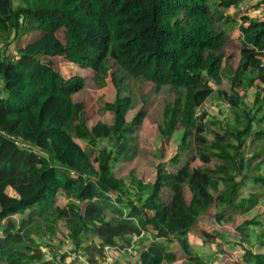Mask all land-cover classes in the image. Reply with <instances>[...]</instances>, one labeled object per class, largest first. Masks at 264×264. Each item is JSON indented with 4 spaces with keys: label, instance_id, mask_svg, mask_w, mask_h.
<instances>
[{
    "label": "trees",
    "instance_id": "1",
    "mask_svg": "<svg viewBox=\"0 0 264 264\" xmlns=\"http://www.w3.org/2000/svg\"><path fill=\"white\" fill-rule=\"evenodd\" d=\"M244 1L0 0L1 262L55 264L41 250L40 241L49 239L47 248L83 250L90 264H98L94 257L106 247L126 249L138 238L145 244L140 264H165L178 253L174 264H236L217 240L229 232L219 223L231 216L234 223L245 217L233 242L242 249L243 263L264 264V252L255 250L264 249V219L249 217L256 210L264 214V147L249 154L264 140L258 128L264 121V21L250 18L249 11L236 15L243 48L252 49L243 50L237 69L236 55L222 52L217 26L229 23L226 12ZM58 61L76 74L67 79L54 66ZM134 80L173 89L160 137L168 141L183 132L154 181L122 175L119 168L138 155L147 115L140 110L131 121L126 117L138 100ZM90 82L116 90L101 109L112 115L103 138L73 100ZM215 88L230 108V120L207 122L204 111L195 116ZM254 88L251 106L246 98ZM183 98L194 110L185 122ZM56 137L85 142L71 164L59 158ZM196 157L214 169L203 194L192 188L191 201L177 210V173L171 170ZM179 218L184 222L177 225ZM256 227L261 233L249 247ZM206 232L215 236L217 249L205 257L195 246ZM146 233L152 240L144 239Z\"/></svg>",
    "mask_w": 264,
    "mask_h": 264
},
{
    "label": "rangeland",
    "instance_id": "2",
    "mask_svg": "<svg viewBox=\"0 0 264 264\" xmlns=\"http://www.w3.org/2000/svg\"><path fill=\"white\" fill-rule=\"evenodd\" d=\"M264 0H245L237 9H230L227 11V15L230 18L229 23H220L217 24L219 30L222 32L223 36V46L222 52L225 56L236 55V60L234 64V68L237 69L240 59L242 57V52L244 50L243 45L240 41L241 36V25L242 20L235 21L236 15L239 12H248L247 16L255 19H264V5L260 6V8L254 9L259 6ZM251 10V11H250ZM256 11H261V15L258 16ZM24 39L21 43V46L24 45ZM17 48L15 45L12 46L11 51L12 54L17 55ZM245 52H250L252 49L244 50ZM54 66L56 69L62 72V74L67 78H71L76 74V70L72 65H67L65 63H61L60 61L55 62ZM88 74V73H86ZM86 74L84 76H86ZM227 83L224 82L222 88H227ZM132 89L137 96L138 100L136 102L135 110L129 111L126 115L128 120H132L140 110H146L147 115L144 120V124L142 127L141 134L139 139L137 140V144L139 145V153L134 159L131 161H126L120 164V172L122 175L132 176L133 179H144L145 181H154L156 176V168L162 161H168L171 156H173L177 152V148L179 144L182 142V131L176 133L171 140L166 141L165 139L160 137L159 127L164 125L165 121V113L168 109L171 110V103L175 96L173 89L170 86H162L158 87L155 84L148 83L143 80H134L132 82ZM218 88L214 89L213 95L207 100L203 108L196 109L193 108L187 103L184 99L182 103V109L184 111V115L182 117V121L185 122L187 118L190 116V112L194 111L195 116L199 115L203 111L207 113V122H213V120H221L226 121L232 118L230 113L229 106L219 97ZM258 90L255 88L249 90L247 93L246 101L252 106L255 101V96ZM116 96V90L113 84L108 85L104 89H97L95 84L90 82L86 88L80 93L74 96V102L76 104V108L80 111H85L87 117L90 119V126L95 125V133L98 138H103L108 134V124H110L112 120L111 113L102 112L101 109L104 106L105 101H113ZM262 97L264 100V91L262 93ZM95 115V116H94ZM259 129H264V121L258 125ZM56 140V148L57 153L61 161L65 164H71L72 159L74 157L76 147H84L85 142L83 140H66L63 141L59 137L55 138ZM261 147H264V140L259 141L250 148L249 154H253L255 150H260ZM264 158V152L262 153L261 159ZM259 159V160H261ZM214 169V164L212 162H208L207 160H203L200 157H196L194 161H191L187 166H183L181 169H173L171 170L174 173H177V186L179 188V194L175 199V206L178 205L177 210H179V205L183 204V202H190L192 199V188L199 190L201 193V186L203 183H206L208 172ZM63 200V199H62ZM65 203V201L63 200ZM212 216L215 215L214 208L211 209ZM261 215L264 219V214L262 211L256 210L249 214V217L255 218ZM179 216H182L179 213ZM245 217L238 219L237 222L234 223V220L231 216L226 217L223 221L219 223L220 228H224L229 230L227 235H225V239L220 240L225 249L232 254L237 260L236 264H244L241 256L242 249L239 246L233 245V242L236 243L237 239L234 234L236 233L237 227L244 221ZM184 222V221H183ZM181 222V219L177 221V225ZM261 233V229L259 227L255 228V231L251 235L249 247L255 246L258 241V235ZM204 239H198L197 244L195 246L196 250L203 256H210L214 254L217 249L216 244L214 242L215 236L210 233L203 234ZM145 240H152V236L149 233L144 234ZM135 240V238H134ZM133 239L130 241L128 248H131L132 245H135L131 252L125 251V253H121L118 251L113 252L114 254V263L120 264L122 261L128 260L129 264H140V251L144 250L145 246L141 240L134 241ZM42 244L41 250H45V254L48 258L62 259V254L59 252L61 248H47L46 245L51 242L49 239H44L40 241ZM123 249V248H117ZM63 250H67L64 248ZM174 250L177 252L180 250L178 245H175ZM256 251L264 252V249L260 247L255 248ZM71 252H67L64 256H66L64 261L68 263L74 261L73 259V250L71 247ZM43 252V251H42ZM81 252H85L81 250ZM106 249L102 256L95 255V260L99 262L105 256H107ZM70 255V256H69ZM178 254H174L173 258L168 259L165 264H174L175 261L179 257ZM62 259V260H63ZM72 260V261H71ZM0 264H5L0 261Z\"/></svg>",
    "mask_w": 264,
    "mask_h": 264
},
{
    "label": "built area",
    "instance_id": "3",
    "mask_svg": "<svg viewBox=\"0 0 264 264\" xmlns=\"http://www.w3.org/2000/svg\"><path fill=\"white\" fill-rule=\"evenodd\" d=\"M256 13L258 16L261 15V11H256ZM260 19L262 21H264L263 18H260ZM137 239L138 238H135L134 241H136ZM134 247H135V245H132L131 248H126V249H122V250L121 249L119 250L117 248L106 247L105 249L108 252L107 256L103 257L101 259V261L99 262V264H113L114 259H115L113 252L118 251V252H121L123 254V253H125V251L131 252ZM42 251H43V253H45L44 249H42ZM59 252L62 255H64L66 252H71V251L70 250L66 251V250L60 249ZM72 256H73V259L78 260L79 264H90L89 256L85 252L75 251V252H73ZM64 260H62L61 258H59V259L57 258L55 264H71V262L68 263L67 261H64ZM120 264H129V262H128V260H126V261L120 262Z\"/></svg>",
    "mask_w": 264,
    "mask_h": 264
}]
</instances>
